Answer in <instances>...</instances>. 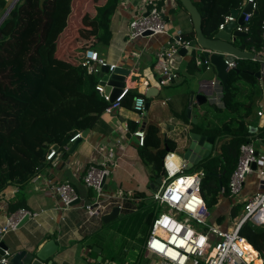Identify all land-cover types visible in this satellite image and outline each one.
Returning <instances> with one entry per match:
<instances>
[{
  "label": "crops",
  "instance_id": "0c3cea01",
  "mask_svg": "<svg viewBox=\"0 0 264 264\" xmlns=\"http://www.w3.org/2000/svg\"><path fill=\"white\" fill-rule=\"evenodd\" d=\"M10 1L0 0V20ZM197 1L191 0L192 3ZM142 4L143 0H118L109 24L111 35L108 43L99 45L95 50L109 65L130 72L125 79L130 91L121 106L105 110L73 153H69L72 144L66 152L57 151L55 158L47 161L22 189L10 185L0 193V229L6 224L7 217L18 210L24 209L32 214L16 230L0 234V242L9 248L8 254L39 250L46 242L53 240L58 250L49 264H157L156 256L142 250L155 217L152 214L148 225L151 214L147 213L146 207L153 203L152 196L162 183V161L167 154H174V162L180 167L184 166L185 174L196 173L198 166L187 169L186 163L176 155L177 151L183 149L185 137L195 126H206L210 133H198L215 137L213 133L229 122L245 123L249 142L255 148L257 167L264 173V56L253 52L243 41L245 37L237 39L235 45L244 44L247 52L260 59L236 60L235 67L228 73L234 69L246 70L253 78L251 82L243 77L234 79L235 96L232 97L233 105L229 107H225L224 102L217 107L208 101L204 105L198 104L200 101L196 100L190 105L192 94L206 97L208 83L216 77L215 69L213 66L209 70L202 67L199 61L201 56L196 51L194 54L199 64L189 66L191 58H183L178 69L173 70L176 77L165 85H159L160 70L169 65L159 60L158 55L168 49L169 43L173 44L178 35L190 36L191 40L195 38L191 18L177 0H161L159 7L166 21L167 34L130 40L127 37L128 23L137 16ZM246 4L244 1L241 7L232 9L229 14L234 10L241 12ZM257 72L260 73L259 79L250 74ZM150 88L153 90L147 97L146 92ZM138 96L143 97L148 106L143 113L133 109V100ZM188 108H191L190 120L186 118ZM148 127L156 128L157 133L146 137ZM137 131L144 132L145 143H158L159 149L164 150L160 172L154 171L143 160V146L139 145L134 135ZM228 140L227 135L219 139L215 152L218 158L217 175L205 180L217 187V191L201 190L210 214L208 223L222 232H230L234 228L243 205L259 191V178L253 172L246 177L237 197L229 195L228 185L238 158L233 157L228 161L219 152L221 144ZM149 150L156 151L152 145ZM103 161L116 162L117 166L103 185L104 195L115 197L110 198L102 216L119 208L120 219L124 218L121 211L123 206L132 209L130 214H125L126 220L119 221L117 227H104L102 216L87 220L81 208L91 199V191L84 187L83 176L89 166ZM160 177L161 183H157ZM64 181L76 190L80 200L68 210L61 211L60 202L50 192L49 184ZM257 228L263 229L260 240L264 243V226ZM141 234L145 237H141ZM211 238L212 243L217 241L215 236ZM248 245L256 254L258 264H264L258 251L250 243ZM94 248L99 249L96 255L98 260L92 257ZM140 257L143 258L142 262Z\"/></svg>",
  "mask_w": 264,
  "mask_h": 264
},
{
  "label": "trees",
  "instance_id": "16d2710c",
  "mask_svg": "<svg viewBox=\"0 0 264 264\" xmlns=\"http://www.w3.org/2000/svg\"><path fill=\"white\" fill-rule=\"evenodd\" d=\"M244 1L193 3L201 16L203 35L211 38L224 17ZM117 3L118 0H44L40 6L39 0H19L0 24V193L10 185L22 189L45 166L51 149L56 147V151L66 152L70 140L92 129L108 108V103L95 90L98 76L87 75L80 64L86 50H97L99 45L108 43L109 24ZM255 3L243 41L253 52L260 53L264 0ZM191 38L185 36L181 40L189 42ZM195 56L191 57L189 66L198 63ZM199 61L205 68L204 59L200 57ZM247 72L234 69L228 73L229 89L222 97L225 107L232 104L235 96L234 79L243 77L249 82L253 79ZM246 127L243 122H229L213 133L215 138L229 137L219 147L224 159H239L241 145L249 142ZM192 132L210 133L203 125L195 126ZM156 133V128L148 127L146 137ZM145 141L144 137L142 158L160 172L165 152L158 143ZM149 145L156 151L151 152ZM217 166L216 156L204 165L202 191L205 188L208 192L217 191V187L205 181L217 175ZM90 195L91 201L93 194ZM121 211L124 218L103 226L115 227L117 221L126 220L125 214H130L132 209L125 205ZM151 218L152 214L148 225ZM262 234V228L249 222L239 230V235L258 251L264 263Z\"/></svg>",
  "mask_w": 264,
  "mask_h": 264
},
{
  "label": "built area",
  "instance_id": "2783aa9c",
  "mask_svg": "<svg viewBox=\"0 0 264 264\" xmlns=\"http://www.w3.org/2000/svg\"><path fill=\"white\" fill-rule=\"evenodd\" d=\"M245 1L251 4L252 11L244 16V26L237 28L240 32H247V24L256 9L255 0ZM160 2L161 0H143L141 10L128 23L127 37L130 40L143 37L147 32L150 33L148 36L167 34L166 21L159 7ZM229 21H233L232 17L224 18L218 30H222ZM261 28L263 46L258 55L264 56V20ZM188 44L189 42L182 41L178 35L177 40H174L173 44L169 43V48L158 55L159 60L168 62L179 47L187 48ZM204 64L205 69L209 70L211 65L206 61ZM80 65L87 75L92 76L98 74V68L109 64L95 50L88 49L84 52ZM234 67V63L228 64V72ZM114 68V65H109V71H113ZM175 77L174 71L165 66L160 70L158 84L165 85ZM101 82L98 78L95 90L108 103L106 110L119 108L129 94L130 87L125 85L121 94L114 101H110V95L105 94ZM206 92L210 104L222 106L223 88L216 77L208 83ZM133 109L137 113H143L145 99L140 96L135 97ZM258 115L260 116L261 113ZM134 135L138 138L139 145L143 146L144 132L137 131ZM80 136L81 133L76 134L70 143L72 144ZM56 155L57 151L53 148L46 156V160L51 161ZM173 156L174 154L169 153L162 161L163 180L153 194L152 201L163 204L164 211L155 214L142 250L156 256L157 264H253V259L256 258L247 261V253L243 246L248 243L239 235L240 228L248 222L257 227L264 226V173L258 167L255 171L251 168L253 164L257 166L258 162L252 143L241 145L238 163L231 174L228 190L232 198L237 197L241 193L246 177L256 172L259 178V191L243 205L242 212L230 232H222L208 223L210 214L200 189L203 174H185L184 166L177 165ZM116 166V162L103 161L87 168L83 176V184L86 189L94 193L92 200L81 207L87 220L102 216L110 198L115 197L104 195L103 185ZM49 190L58 198L61 211L68 210L74 202L80 200L76 190L66 181L49 184ZM30 216L32 214L24 209L10 214L6 224L0 229V234L4 235L16 230L22 219ZM211 236H215L217 241L212 243ZM9 258L10 254L4 251V255L0 256V264H8Z\"/></svg>",
  "mask_w": 264,
  "mask_h": 264
},
{
  "label": "water",
  "instance_id": "95a60500",
  "mask_svg": "<svg viewBox=\"0 0 264 264\" xmlns=\"http://www.w3.org/2000/svg\"><path fill=\"white\" fill-rule=\"evenodd\" d=\"M19 0H11L7 4L3 16L1 17L0 24L4 21L13 7ZM185 11L189 14L195 33V38L189 41L188 47H179L177 52L174 53L171 59L168 61V65L172 70H177L180 62L185 57H192L197 51L204 61L208 62L216 72V78L220 82L223 92L228 90L227 76H228V64L235 63L236 60H259L260 58L250 52L246 51L244 44L235 45V42L239 38L246 37V33L237 30V27L244 26V16L251 13V4L247 3L244 9L239 12L238 10L232 11L229 16L233 21H229L222 30H218L211 38L205 37L201 31V16L193 5L191 0H177ZM44 0H39V5H43ZM150 35L149 32L145 33L143 37ZM128 70L115 67L113 71H109V65L98 68V78L101 79V85L105 89V94L110 95V101H114L122 92L125 87V79L129 75ZM256 78H260V73H250ZM159 80V79H158ZM153 89L150 88L146 92V96L149 97L150 92ZM193 100L200 101L198 104H206L207 98L204 95H191L190 105ZM202 101V102H201ZM145 104V109L147 108ZM186 118H191V108L186 111ZM89 130H85L81 133L80 138L76 139L69 148V153H73L80 142L87 138ZM219 138L201 135L195 132H190L185 137L183 143L184 147L180 151L176 152V155L186 163L187 169H195L196 173L205 174L204 165L208 160L215 157V152L218 148ZM56 149V147L54 148ZM252 170L257 169L256 164L252 165ZM163 171L161 175H163ZM161 183V177L157 183ZM78 201L72 205H76ZM119 215V208H114L109 214L102 216V222L106 225L116 220ZM27 221V217L23 218L18 224V227L22 226ZM9 250L3 242H0V256L4 255V251ZM58 246L53 240L46 242L39 250H22L10 254L8 264H49L51 258L56 254ZM99 249L94 248L92 257L97 260ZM104 262V260H102Z\"/></svg>",
  "mask_w": 264,
  "mask_h": 264
},
{
  "label": "rangeland",
  "instance_id": "374dc122",
  "mask_svg": "<svg viewBox=\"0 0 264 264\" xmlns=\"http://www.w3.org/2000/svg\"><path fill=\"white\" fill-rule=\"evenodd\" d=\"M207 183H209V181L207 180L206 181ZM92 194H93V196H94V193L93 192H91ZM146 209H147V213H149V214H158V213H160V212H162V211H164V207H163V204H157V203H151V205H149L148 207H146ZM211 212V211H210ZM117 224H119V222L117 221ZM209 225L210 226H212L213 224L212 223H209ZM115 227H117V225L115 226ZM141 237H145V235L144 234H141L140 235ZM139 260H141V262H142V260H143V258H139ZM138 261V260H137Z\"/></svg>",
  "mask_w": 264,
  "mask_h": 264
},
{
  "label": "bare ground",
  "instance_id": "6f19581e",
  "mask_svg": "<svg viewBox=\"0 0 264 264\" xmlns=\"http://www.w3.org/2000/svg\"><path fill=\"white\" fill-rule=\"evenodd\" d=\"M243 247L245 248L246 253H247L246 259L248 262H250L253 258H255L256 254L251 250V248L249 247L248 244H245ZM249 253H251V254L248 255ZM253 260H254L253 264H258V261H257L258 259H253ZM259 264H261V263H259Z\"/></svg>",
  "mask_w": 264,
  "mask_h": 264
}]
</instances>
